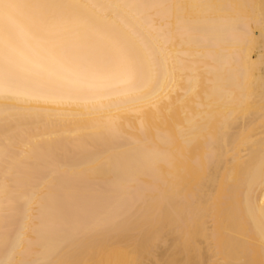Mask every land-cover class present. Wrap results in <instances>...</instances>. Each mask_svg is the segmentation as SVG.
<instances>
[{"label": "bare ground", "instance_id": "1", "mask_svg": "<svg viewBox=\"0 0 264 264\" xmlns=\"http://www.w3.org/2000/svg\"><path fill=\"white\" fill-rule=\"evenodd\" d=\"M0 264H264V0H0Z\"/></svg>", "mask_w": 264, "mask_h": 264}]
</instances>
